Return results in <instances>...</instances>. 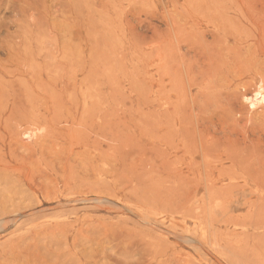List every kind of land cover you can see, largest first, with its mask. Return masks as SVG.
<instances>
[{
	"label": "rangeland",
	"instance_id": "rangeland-1",
	"mask_svg": "<svg viewBox=\"0 0 264 264\" xmlns=\"http://www.w3.org/2000/svg\"><path fill=\"white\" fill-rule=\"evenodd\" d=\"M264 0H0V264H264Z\"/></svg>",
	"mask_w": 264,
	"mask_h": 264
},
{
	"label": "bare ground",
	"instance_id": "bare-ground-1",
	"mask_svg": "<svg viewBox=\"0 0 264 264\" xmlns=\"http://www.w3.org/2000/svg\"><path fill=\"white\" fill-rule=\"evenodd\" d=\"M249 99L252 104L264 102V87L260 86L258 90L254 94H252Z\"/></svg>",
	"mask_w": 264,
	"mask_h": 264
}]
</instances>
